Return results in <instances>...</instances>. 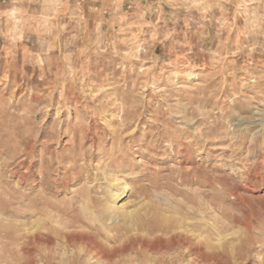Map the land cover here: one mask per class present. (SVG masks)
Wrapping results in <instances>:
<instances>
[{
    "label": "rangeland",
    "instance_id": "1",
    "mask_svg": "<svg viewBox=\"0 0 264 264\" xmlns=\"http://www.w3.org/2000/svg\"><path fill=\"white\" fill-rule=\"evenodd\" d=\"M68 260L264 264V0H0V264Z\"/></svg>",
    "mask_w": 264,
    "mask_h": 264
},
{
    "label": "bare ground",
    "instance_id": "2",
    "mask_svg": "<svg viewBox=\"0 0 264 264\" xmlns=\"http://www.w3.org/2000/svg\"><path fill=\"white\" fill-rule=\"evenodd\" d=\"M115 207V206H114ZM116 209H118L117 207H115ZM76 256V255H75ZM74 257V256H73ZM75 259V258H74ZM56 260V259H55ZM50 262V261H49ZM98 262V261H97ZM82 263V261H81ZM49 264H54L53 261H51ZM65 264H72L69 260L65 263Z\"/></svg>",
    "mask_w": 264,
    "mask_h": 264
}]
</instances>
